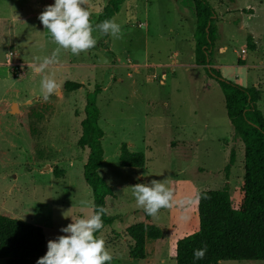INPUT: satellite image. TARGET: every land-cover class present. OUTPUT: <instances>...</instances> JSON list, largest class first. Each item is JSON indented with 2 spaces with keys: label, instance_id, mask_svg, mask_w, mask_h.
<instances>
[{
  "label": "rangeland",
  "instance_id": "rangeland-1",
  "mask_svg": "<svg viewBox=\"0 0 264 264\" xmlns=\"http://www.w3.org/2000/svg\"><path fill=\"white\" fill-rule=\"evenodd\" d=\"M107 1L81 0L96 45L79 55L60 49L56 62L37 73V58L51 56L59 47L38 19L53 0H0V215L40 227L45 254L47 241L62 235V227L92 214L91 189L82 176L88 151L77 142L86 97L98 88L103 132L98 173L113 192L105 199L112 225L98 238L112 257L109 264H141L128 258L131 241L124 231L145 222L131 186L153 179L165 182L173 201L148 221L162 237L148 241L145 250L151 261L175 264L169 242L197 229L200 192L226 189L232 204H239L243 145L226 118L216 82L192 58L191 1H124L111 18L121 25L119 38L95 28ZM206 1L218 18L208 66L237 85L258 88L257 109L264 116V0ZM249 8L251 17L244 14ZM248 33L257 39L255 50L245 48ZM220 46L226 47L223 53ZM171 61L177 66L171 68ZM130 65L141 67L136 72ZM153 65L158 67L152 70ZM45 76L58 85L47 100L40 88ZM65 82L82 87L65 92ZM123 144L144 155L142 169L119 165ZM54 170L63 174L55 177Z\"/></svg>",
  "mask_w": 264,
  "mask_h": 264
},
{
  "label": "trees",
  "instance_id": "trees-1",
  "mask_svg": "<svg viewBox=\"0 0 264 264\" xmlns=\"http://www.w3.org/2000/svg\"><path fill=\"white\" fill-rule=\"evenodd\" d=\"M124 1L126 0H108L98 16L97 24L111 19L118 13ZM191 2L195 11V64L208 66L207 58L215 40V12L206 0ZM246 48L254 50L251 37H247ZM205 71L221 91L226 118L243 145V184L237 206L232 204L226 189L202 191L197 195L198 226L189 235L176 241L175 264L264 262V116L257 109L262 93L255 87L244 88L226 80L212 68ZM81 87V84L74 82L63 84L65 92H74ZM99 92L95 88L86 97L84 118L80 122L81 133L77 142L80 149L88 151L82 176L91 189L92 213L96 205L105 209V199L113 196L111 188L98 173L103 161V132L98 126L99 110L96 106V95ZM232 161L233 155L230 157V164ZM144 163L142 153L131 152L126 145H121V167L142 169ZM61 174L63 172L53 171L55 177H60ZM163 209L160 208L157 212ZM151 216L144 211L145 222L130 226L124 231V236L131 241L128 250L130 260L143 261L146 258V243L162 237L161 230L148 223ZM102 220L103 228L95 234L98 237L113 221L106 212ZM201 248L206 249L204 258L194 260L193 251ZM43 255L44 237L40 227L0 215V259L5 264H35Z\"/></svg>",
  "mask_w": 264,
  "mask_h": 264
},
{
  "label": "clouds",
  "instance_id": "clouds-1",
  "mask_svg": "<svg viewBox=\"0 0 264 264\" xmlns=\"http://www.w3.org/2000/svg\"><path fill=\"white\" fill-rule=\"evenodd\" d=\"M90 13L81 4V0H53L40 13L38 19L53 41L59 46L51 56L37 58L34 71L42 73L57 60L56 53L60 49L70 51L73 55L94 47L97 43L92 33ZM102 34L119 38L121 25L112 19H105L95 25ZM40 88L48 95L58 89L54 79L47 76L40 81ZM136 204L148 215H155L160 208L172 206L173 192L165 186V182L155 179L150 183H138L131 186ZM95 211L88 217H79L74 222L62 227L63 233L55 239L47 241L46 253L39 257L35 264H106L112 257L105 248L104 241L95 234L103 228L102 216L105 209L96 205ZM65 213L63 215L65 216ZM205 248L193 251L194 260L203 259Z\"/></svg>",
  "mask_w": 264,
  "mask_h": 264
},
{
  "label": "crops",
  "instance_id": "crops-1",
  "mask_svg": "<svg viewBox=\"0 0 264 264\" xmlns=\"http://www.w3.org/2000/svg\"><path fill=\"white\" fill-rule=\"evenodd\" d=\"M191 1V0H190ZM192 3V2H191ZM193 6V5H192ZM215 12V11H214ZM244 12H246L245 10H242V13H244ZM248 13V14H247ZM247 13H244L245 14V16H248V17H251L252 15H253V13H254V11H253V9L252 8H249L248 10H247ZM218 22V18H217V15L215 14V17H214V22H213V28H214V30H215V39L217 38V30H216V28H217V26H216V23ZM142 25L141 24H139L138 25V28H140ZM194 29H195V22H194ZM243 31V30H242ZM241 31V32H242ZM193 33H194V31H193ZM249 34V36L248 37H251V40H252V43L254 44V50H255V48H256V45H257V43H254L253 42V40L255 41V40H257L256 39V37H254V35L253 34H251V33H248ZM193 37V36H192ZM193 42H194V40H193ZM245 48H246V46H245ZM247 49V48H246ZM226 50V47L225 46H220L219 47V52H224ZM180 54V53H179ZM179 54H177V53H173V57H177V56H179ZM192 58L194 59V51H193V53H192ZM189 59H190V57H189ZM194 63H195V59H194ZM175 66H177L176 65V63L174 62V61H171V63H170V67L172 68V67H175ZM192 66V65H191ZM196 66H199V65H196ZM130 68H133L136 72H138L139 71V69H140V67L141 66H133V65H130L129 66ZM144 67H146V66H144ZM158 66H155V65H153V66H151L150 68L152 69V70H154L155 68H157ZM210 67L209 66H205V69H209ZM120 69H122V68H120ZM123 69H124V67H123ZM217 71V70H216ZM152 76L153 77H155L154 76V74H152ZM258 89V88H257ZM263 115V114H262ZM159 240H161V239H159ZM156 241H158V240H156ZM175 244H176V240L174 241V243L173 244H171V242H169V246L171 247V249H175ZM146 245H147V243H146ZM146 248V247H145ZM159 249V248H158ZM165 261H166V259H158V258H155V260H149V257H148V252L146 251V258L143 260V261H139L138 263H141V264H165Z\"/></svg>",
  "mask_w": 264,
  "mask_h": 264
},
{
  "label": "water",
  "instance_id": "water-1",
  "mask_svg": "<svg viewBox=\"0 0 264 264\" xmlns=\"http://www.w3.org/2000/svg\"><path fill=\"white\" fill-rule=\"evenodd\" d=\"M12 110H14V107L12 106Z\"/></svg>",
  "mask_w": 264,
  "mask_h": 264
}]
</instances>
